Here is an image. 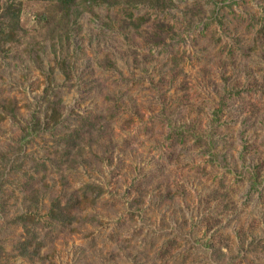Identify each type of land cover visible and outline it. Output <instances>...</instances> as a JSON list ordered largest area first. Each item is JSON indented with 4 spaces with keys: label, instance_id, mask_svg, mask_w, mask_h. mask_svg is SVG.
I'll use <instances>...</instances> for the list:
<instances>
[{
    "label": "rangeland",
    "instance_id": "1",
    "mask_svg": "<svg viewBox=\"0 0 264 264\" xmlns=\"http://www.w3.org/2000/svg\"><path fill=\"white\" fill-rule=\"evenodd\" d=\"M14 1L19 28L0 43V109L14 107L0 123V264H264V0ZM49 98L65 120L55 135ZM86 114L110 115L105 131L70 151L60 133ZM188 125L207 138L171 134ZM88 182L105 193L73 225L44 221L61 188ZM28 209L37 254L16 221Z\"/></svg>",
    "mask_w": 264,
    "mask_h": 264
},
{
    "label": "trees",
    "instance_id": "2",
    "mask_svg": "<svg viewBox=\"0 0 264 264\" xmlns=\"http://www.w3.org/2000/svg\"><path fill=\"white\" fill-rule=\"evenodd\" d=\"M78 0H59L62 4V7L66 8V10H70V8L77 4ZM87 1V0H84ZM98 1V0H97ZM100 2L106 3L109 0H99ZM3 8V7H2ZM20 15H21V6L20 3H16L14 0L9 1L5 4V7L2 10L1 20L2 24L0 26V43H5L7 41L14 40L16 37V31L20 25ZM7 22V26L4 24ZM258 34H264V15L261 16L260 27L258 28ZM48 102V111L45 114L46 119L48 121H41L40 118H37V115H33L34 124L30 127L27 133L30 135L32 134V130H38L40 127L39 125L44 121V123L53 131L52 134H56V131L64 126L65 120L63 121L62 117V110L61 107L58 106L60 104L56 103L55 101L51 100L50 98L47 100ZM11 104V103H10ZM3 109H0V123L3 119H5L8 115V111L6 108L14 110L12 105L3 106ZM105 115H97L91 118L89 115L81 116V121L75 125L71 123L67 126L68 130L63 131L64 133H60V136L63 138V142L70 143L69 150L72 151V148L76 147L78 143L77 139H80L82 136L91 135L92 131H98L99 134H102L105 131V124L104 120L107 121L110 115L107 118H104ZM67 120V119H66ZM62 125H60V123ZM174 126L171 130V134H175L179 136L181 140L184 142H188L190 136L194 138L197 143H202L206 135L197 134L195 132L190 131V126ZM85 134V135H82ZM60 137V139H61ZM198 140V141H197ZM210 140V139H209ZM212 140H210L211 142ZM207 147L210 150L212 148L211 144L208 142ZM252 186L256 187L258 183L257 177H252ZM105 193L104 187L95 184V183H85L83 186L78 188L77 190H73L72 192L68 191L66 188H61V190L54 196L51 197L49 207L47 209L45 222L50 225H66L71 226L73 225L74 221L77 220V213L89 206L95 205L97 199ZM22 225L24 228L25 236L23 240H21V244L24 247V251L28 253H38V250L41 248L43 242L39 239L42 237L40 233V226L41 220L38 217L37 213H33V209H28L27 211L17 215L16 221ZM77 230V228H73ZM32 248V249H30ZM216 252L221 254L217 249Z\"/></svg>",
    "mask_w": 264,
    "mask_h": 264
}]
</instances>
